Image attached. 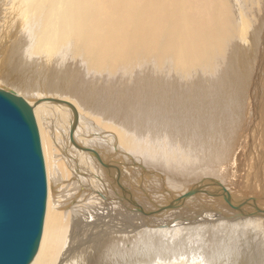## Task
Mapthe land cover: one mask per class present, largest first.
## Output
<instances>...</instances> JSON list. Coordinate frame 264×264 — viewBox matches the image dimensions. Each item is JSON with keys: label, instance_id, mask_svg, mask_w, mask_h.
<instances>
[{"label": "bare ground", "instance_id": "obj_1", "mask_svg": "<svg viewBox=\"0 0 264 264\" xmlns=\"http://www.w3.org/2000/svg\"><path fill=\"white\" fill-rule=\"evenodd\" d=\"M32 2L33 42L19 36L0 45V81L32 105L44 143L47 121L54 124L47 127L57 147H51L54 161L47 157L48 208L31 264H264V152L258 150L264 142L251 143L257 150L249 158L242 151L231 156L234 138L226 125L234 124L227 108L211 115L197 104L159 108L163 116L150 107L129 112L68 75L72 70L88 78L166 61L185 72L228 59L237 26L234 2L213 0L209 20L196 16L190 0ZM260 3L249 0L252 12ZM252 21L258 24L261 16ZM247 48L236 62L245 72ZM44 52L52 58L36 85L26 73L28 62ZM87 116L97 117L103 129ZM214 116L222 117L221 126L205 122ZM96 127L100 135L92 132ZM89 215L93 223L85 222Z\"/></svg>", "mask_w": 264, "mask_h": 264}, {"label": "rangeland", "instance_id": "obj_2", "mask_svg": "<svg viewBox=\"0 0 264 264\" xmlns=\"http://www.w3.org/2000/svg\"><path fill=\"white\" fill-rule=\"evenodd\" d=\"M12 1L13 2L15 1V2L13 3ZM32 1L33 0H25V1L24 0H7V2H6V0H0V2H1L0 5L3 3V5L0 6V10H1L0 11V45L3 43V45L6 46L13 39H15L16 37H19V36H26V38H27L26 41H29L30 43L33 42L34 36H33V32H30V30H31L30 28H31V26H33L34 21H33L32 16H31L32 13L31 12H30L31 14L29 13V11H31L30 8H31V4L33 3ZM190 1H191V4H193L191 9H193V12L195 14H197L196 16H199L202 18L204 17L207 20L211 19V15H212L211 6H212L213 0H190ZM232 1L234 2V5L231 6V8L233 7L234 24H235V26L236 25L237 26L235 27V30H234L235 31L234 36H232V39L229 41V44H228V53H229L228 59H220L219 62H216L214 65L204 66V67H201V66L194 67V68H191L190 70H185V72L176 69L170 61H166L162 64H154L153 62H149V63L145 64L142 68L136 69L133 71H120V72H118L119 74L118 73H105L101 76H91L88 78L83 77V76H81V74L79 72L75 73L72 70H70L69 73L67 71V73H68V75L76 76L78 78V83H80L84 87H87L88 90H90L91 92H94L96 96L103 97L105 95L103 98L106 99L108 102L118 103L121 108H126L127 110H129V112L133 111L132 109L134 108V106H140L142 109H144V111H147L146 109L150 107L151 109L154 108V110L159 111L161 113V116H163L162 112L159 108L165 109V107H169V108L173 107V108L184 109V107H187L188 109H190V108L195 107V105L197 104V106L201 105V106H198L197 108H202V110H206V112H209L211 115V113L214 112V110L220 114V111H218L219 110L218 107H221V108L224 107L225 109L227 108V109H229V111H226V114H228L230 123L232 122L234 124L233 128L231 126L229 127L226 125L227 129L229 128V131L231 133V137H232L231 139L234 138L233 140H231V143H232L231 148L232 149H231L229 154L230 155L232 154L234 156L235 155L234 153H238V151L239 152L242 151L243 155H245L244 158H246V157L249 158V156L251 154L252 155L256 154L254 152L257 150L256 149L257 147L253 146L254 144L252 145L251 143H256V145H259V142H261V143L264 142V72H263L264 71V18H263L264 17V0H261L260 5L255 6V8H256L255 11L257 13L252 12V5L250 6L249 0H232ZM200 2H201V4H200ZM14 5H16V6H14ZM261 5H262V7H261ZM6 7H8L9 9L11 8V9L10 10L8 8L6 9ZM242 7H244V8L242 9ZM17 8H19V9H17ZM251 12L253 13L252 18H247V19H249V20H247V22L241 21L243 15H245V13L250 15ZM7 13H9V14H7ZM18 14H21V15H18ZM200 14H201V16H200ZM259 15L261 16V21L258 24L254 23L252 20H254L255 17H257ZM24 18L26 20H24ZM237 19H239V20H237ZM20 21H21V24H20ZM28 21H29V23H31V21H32L31 25H29V24L26 25L25 22L28 23ZM22 23H24L27 27L24 26ZM240 24H241V26H240ZM257 25H259V26H257ZM255 26H257L256 29H254ZM24 27H25V29H24ZM249 29H250V31H249ZM24 30H25V32H24ZM26 30H27V32H26ZM255 30H257V32ZM252 31H254L256 34L254 32L252 33ZM245 32H247V33H245ZM23 33H27V34L24 35ZM239 42H241V43H239ZM249 44L252 46H250ZM3 45L1 46L2 48L4 47ZM243 47H248L249 48L248 56L250 57V55H251V60L249 61L251 63L248 64L249 70L248 71L246 70V72L241 71L242 69L240 70L239 67L236 68V66H237L236 62L239 61L238 55L240 54V52L242 54H244L241 51L243 49ZM235 48H236V50H235ZM1 50L4 52L3 49H0V53H1L0 54L1 55L0 56V65L3 64L2 55H4ZM238 51H240V52H238ZM35 54H36V52H35ZM38 54L39 55H36V56L33 54L34 58L32 55V57L30 58V62L32 63V61H33L34 65H33V63L31 65V63L28 62L29 65H28V69L26 72L28 74V76L29 75L33 76V79L35 81L34 84L37 83L36 85H38L40 81L42 82L44 80L43 78H45V76L47 75L48 68H49V65L51 62V58H52V53H50V52H44V53H38ZM39 61H42L43 64H39V63H42ZM233 61H234V63H233ZM45 62L47 65L44 64ZM35 63H37V64L35 65ZM238 64H240L239 66H241V63H238ZM38 65H40L41 67L40 66L38 67ZM44 67H45V69H44ZM35 68L36 69L41 68V69L37 70L38 71L37 72L35 70ZM156 68H157V71H156ZM43 69H44L43 73H46V74H39L38 75V73H42L40 71H42ZM228 70H229V72H228ZM63 74L64 73L59 72V73H56L55 75L60 78L61 77L60 75H63ZM41 75H43V76H41ZM245 76H247L246 79L244 78ZM222 77H223V79H222ZM87 79H89V80H87ZM226 80H227V82H226ZM245 80H246V85L249 84V86L245 85ZM237 81H238V83H237ZM241 81H243V82H241ZM81 82H83V83H81ZM1 83H2V85L3 84H5L6 86L9 85L8 87L14 89L15 91L17 90L14 85L13 86H11L10 84L7 85V83L3 82V81H0V85H1ZM235 83L237 86L235 85ZM233 84H234V86H233ZM231 87H233V88H231ZM17 92L19 93L18 90H17ZM101 93H103V94H101ZM19 94H21V92ZM247 101H248V103H247ZM131 102H132V104H131ZM134 102H136V103H134ZM233 102L235 105H238V107L234 106L235 109L231 106V103H233ZM243 103H244V106H243ZM256 104H258V105H256ZM244 108H245V110H243ZM236 109L240 110V111L238 110L239 113L237 111L235 112ZM170 110H172V109H170ZM87 117L89 118V120L91 119L93 121L92 122L90 120L92 123H94V125L97 122L98 127H101L103 129L104 125H102L101 122H98L99 120L97 121V119H96L97 117H95V118L92 116H87ZM241 120H242V122H241ZM222 121H223V119L221 116L220 117L214 116L213 119L205 121V122H209L208 123L209 126H211L213 124V126L218 127V124L221 126L222 123L224 122V121L223 122ZM244 121H246V123ZM46 124H47L48 129H51L50 128L51 126L54 127L52 120H51V122L47 121ZM38 125H39V122H38ZM97 125H95V126H97ZM241 125H243L244 127ZM259 125H260V127H259ZM47 127H45V128L43 127L44 129H46L45 131H46V135H47L45 143H44L43 133L41 132L40 125H39L43 154H44L45 164H46V172L48 175L49 174V172H48V164L49 163H47V159H48L47 157H49L51 155L49 157V159L52 160V154L55 151L54 150L51 151V150L54 148H57V147L54 144V141H56L55 135L53 137V135L51 133V136H49L51 130H48ZM96 129H97V131H96ZM253 129H255V130H253ZM48 131H50V132H48ZM99 131H98L97 127L94 130H92V132H94V134L96 133V134L100 135L101 131L100 132ZM232 132H233V134H232ZM246 136H247V138H246ZM229 139H230V137H229ZM51 140H53V141H51ZM238 140H239V143H238ZM243 143L246 145H244ZM45 144H47V145H45ZM262 145L259 146L258 150H260L262 147L261 150L264 152V144H262ZM46 147H48V148H46ZM51 147H52V149H51ZM239 147H241L242 149ZM249 147H251V149ZM51 152H53V153H51ZM257 156H258V154H257ZM52 161H54V160H52ZM47 182H48V186H49V175L47 176ZM199 188H198V185L195 186L196 190ZM48 191H49V188H48ZM47 208H48V200H47ZM46 213H47V210H46ZM94 218H95L94 216L90 217V215H89V217H86L87 220L85 219V222L86 221L87 222L92 221V223H93L95 221Z\"/></svg>", "mask_w": 264, "mask_h": 264}, {"label": "water", "instance_id": "obj_3", "mask_svg": "<svg viewBox=\"0 0 264 264\" xmlns=\"http://www.w3.org/2000/svg\"><path fill=\"white\" fill-rule=\"evenodd\" d=\"M47 200L33 107L14 89L0 87V264H31L43 236Z\"/></svg>", "mask_w": 264, "mask_h": 264}]
</instances>
